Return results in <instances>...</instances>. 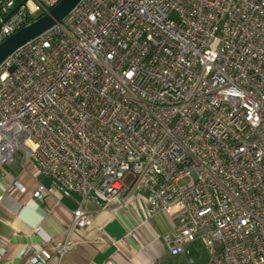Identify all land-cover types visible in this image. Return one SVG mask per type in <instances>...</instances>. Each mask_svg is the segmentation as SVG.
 I'll return each mask as SVG.
<instances>
[{"label": "built area", "instance_id": "1", "mask_svg": "<svg viewBox=\"0 0 264 264\" xmlns=\"http://www.w3.org/2000/svg\"><path fill=\"white\" fill-rule=\"evenodd\" d=\"M58 1L0 0V41ZM16 162L78 197L29 264H59L88 203L137 196L171 255L264 264V0H79L0 64V173Z\"/></svg>", "mask_w": 264, "mask_h": 264}, {"label": "crops", "instance_id": "2", "mask_svg": "<svg viewBox=\"0 0 264 264\" xmlns=\"http://www.w3.org/2000/svg\"><path fill=\"white\" fill-rule=\"evenodd\" d=\"M14 181L27 190L19 192ZM38 182L46 192L33 198ZM0 195V264H29L34 247L62 241L78 200L77 195H62L46 178L35 177L17 162L0 173ZM87 208L91 224L71 232L75 246L59 264H166L167 259L173 264L186 258L197 244L187 246L188 254L171 255L163 241L172 229L170 215L161 211L149 215L139 196L125 206L97 209L88 203Z\"/></svg>", "mask_w": 264, "mask_h": 264}, {"label": "water", "instance_id": "3", "mask_svg": "<svg viewBox=\"0 0 264 264\" xmlns=\"http://www.w3.org/2000/svg\"><path fill=\"white\" fill-rule=\"evenodd\" d=\"M79 0H59L48 12L20 27L0 41V64L19 46L60 22Z\"/></svg>", "mask_w": 264, "mask_h": 264}, {"label": "rangeland", "instance_id": "4", "mask_svg": "<svg viewBox=\"0 0 264 264\" xmlns=\"http://www.w3.org/2000/svg\"><path fill=\"white\" fill-rule=\"evenodd\" d=\"M20 157V152L15 154L16 160ZM188 181V179H184L180 182V184H184ZM166 264H172L171 259H167L165 261ZM173 264H209V255L206 248L200 241H197V244L191 247V251L189 255Z\"/></svg>", "mask_w": 264, "mask_h": 264}]
</instances>
